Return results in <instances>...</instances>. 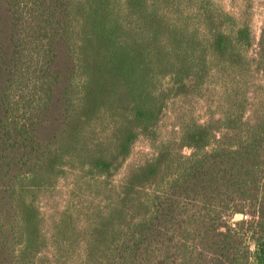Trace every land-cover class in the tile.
Wrapping results in <instances>:
<instances>
[{
	"label": "trees",
	"instance_id": "1",
	"mask_svg": "<svg viewBox=\"0 0 264 264\" xmlns=\"http://www.w3.org/2000/svg\"><path fill=\"white\" fill-rule=\"evenodd\" d=\"M0 264H264V26L218 0H0Z\"/></svg>",
	"mask_w": 264,
	"mask_h": 264
},
{
	"label": "rangeland",
	"instance_id": "2",
	"mask_svg": "<svg viewBox=\"0 0 264 264\" xmlns=\"http://www.w3.org/2000/svg\"><path fill=\"white\" fill-rule=\"evenodd\" d=\"M226 9L232 12H240L241 10L246 9L252 17V28L256 39L259 37L262 28L264 26V0H218ZM256 47V46H255ZM255 49V48H254ZM254 49L252 52H254ZM198 113L201 117L204 116L205 111V101L199 100L197 103ZM174 118L172 114H169L164 122L162 123V133L167 135L171 131ZM153 148L150 143L146 140L139 141L135 147L133 154L129 160V163L139 161L142 156H150L153 153ZM187 154H190V149H185L184 151ZM72 176L69 179L63 180L59 184L58 191L56 195L49 198L44 202L43 209L48 217L53 215L57 210H61L62 205L69 197L70 187L72 186ZM240 216H237L236 219H239ZM254 247L252 245L251 250Z\"/></svg>",
	"mask_w": 264,
	"mask_h": 264
}]
</instances>
